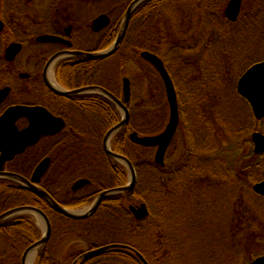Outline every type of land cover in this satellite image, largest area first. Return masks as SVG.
Wrapping results in <instances>:
<instances>
[{
    "label": "trees",
    "instance_id": "obj_1",
    "mask_svg": "<svg viewBox=\"0 0 264 264\" xmlns=\"http://www.w3.org/2000/svg\"><path fill=\"white\" fill-rule=\"evenodd\" d=\"M131 1L133 0H122L121 3L124 5H122L120 12L126 10ZM229 1L147 0L138 6L134 12L126 32L127 35L122 41L120 49L113 56L95 61L75 59L74 62L77 65L74 64L69 68H64L66 62L59 64L57 78L63 86L68 88L95 85L107 89L118 98H122L120 93H122L123 79L127 77L130 80L132 97L127 106L131 118L128 125L116 134L111 148L114 152L128 158L136 172L143 167H149L155 173L151 188L144 195L139 192V189H135L127 195H119L108 200L109 219L123 220V224L118 228L114 227V230L116 232L124 231V234H127L126 237L119 239L109 237L105 243L102 242L104 244H100V242V245L90 244L89 250L120 243L132 247L139 254L141 253L149 264H165L166 259L167 263L174 261L172 257L177 256L176 251L180 244V237L173 232L170 237L166 238V232L157 221V214H154L151 202L155 200L157 195L156 198L169 205L174 197L169 195L168 186L159 184L162 177L166 179L170 175L178 174L184 176L188 172L189 178L184 181L187 185L190 182L203 181L204 167L198 166L196 168L192 164L194 160H202L208 153L218 162L220 160L219 163L223 165L221 170H223L222 173L225 174V177H237L235 173H241V171L245 173L241 175L246 177L250 186H245L240 179L241 177L240 180L237 178L238 180L235 181L239 185L240 199L241 197L245 198V194L242 192L250 193L251 186L255 185L256 181L261 182L263 180L256 177L260 175L258 171L262 170L264 165H254L249 169L244 167L236 170L237 168L234 166L225 167L227 163L224 162V158L219 159L218 156L219 148L223 149L231 142L228 141V138L238 140L244 135L248 137L258 131L264 133L262 126L264 118L256 120L247 100L240 97L236 90L238 79L245 71L255 63L264 61V56H257L258 51L264 50V0H249L251 1L250 5L246 0L236 22H230L225 16ZM244 2L245 0L242 3ZM169 5H174L177 12L169 13L166 11V7ZM3 16L4 14H2ZM5 24V30L0 35V80H3L2 71L6 61L3 57L4 50L9 43L13 42L12 34L8 33L9 23L6 22ZM118 26H115L111 31L113 39L110 42L115 40ZM169 35L170 38H168ZM165 39L174 41L171 42V47L167 49V54L162 52V48L167 45ZM14 40L16 41V39ZM97 49L99 51L104 47ZM143 51L154 53L165 63L178 95L179 126L176 136L166 152L163 166L155 164L152 148L134 145L129 137L134 132L139 136L154 137L165 130L170 118L165 85L155 68L142 59L141 52ZM176 53L182 57L179 58L178 63L171 65L169 57ZM211 53L215 55L212 57ZM246 53H250L252 58H244L243 60L242 57ZM206 54L207 56L202 59L201 56ZM103 63L109 65L110 74L112 73L113 76L109 85L100 82L97 76L101 73ZM140 66L143 68L142 75H140V78H143V85L140 83L137 71ZM124 72H127L129 76L123 75ZM87 97L89 96L81 97L78 100V106L87 114L84 115L85 119L88 118L82 120L81 123L86 124L88 121L92 124L93 129L83 128L82 138L89 139L87 138L88 132L92 131L91 138L93 141L91 138L90 140L93 143L78 145L77 150L81 151L78 156L87 158L88 161L96 157L101 158L104 168L107 169L105 174L106 188L124 186L128 180L127 169L106 157L101 145L104 134L122 120L120 111L114 103L103 96ZM86 100L90 101L89 104L86 103ZM180 138H182L181 143ZM249 142L252 141L249 140ZM172 147H178V151L174 153L176 155L179 153V157L178 161L169 163L168 158L171 156L169 151H172ZM89 148H92V151ZM234 157L236 158L235 162L239 163L241 159L238 158V155H234ZM260 158L262 157L260 156L258 159ZM209 169L210 167H206L205 172L208 173ZM85 170L86 173L93 175L89 167ZM210 171L216 172L214 168H211ZM182 175L180 180H182ZM8 183L7 181H0V214L20 206L34 204L30 193L25 195L21 192H14L12 194L13 191H11ZM147 196L151 198H147ZM132 201L147 205L150 212L148 221L146 219L138 222L133 218L128 209V203ZM191 202L192 197L182 203L185 210L184 214L189 215L192 210ZM240 203L243 207V217H246L248 212L244 214V210H248V208H245L243 202ZM46 212L51 219L55 233L52 238L53 241L59 225H64L66 229H69V222H65L66 218L53 210L46 209ZM190 218L193 219L194 214H191ZM18 219L19 221H7L0 224V238L2 239L0 240L5 247L1 258L2 264H21L24 251L41 238V232L31 218L20 217ZM243 220L246 222L248 219ZM98 223L109 225L108 220H99L93 225ZM249 228L250 224H245L241 230L246 233ZM200 232L194 231L192 234L195 235ZM180 240L182 243L184 242L183 238ZM50 244L40 250L36 264H52L53 260H56ZM211 244L202 240V244L197 247L205 258L202 261L192 259L193 261L191 260L190 263L217 264V259L222 262L223 259L226 262L233 259L232 255L224 253L218 257ZM192 249L190 248L189 251ZM236 253L241 258V251L237 248ZM259 256L261 255L254 253L249 262L254 261ZM58 264L62 263L58 261ZM85 264H142V262L131 253L112 250ZM182 264H188V262Z\"/></svg>",
    "mask_w": 264,
    "mask_h": 264
},
{
    "label": "rangeland",
    "instance_id": "obj_2",
    "mask_svg": "<svg viewBox=\"0 0 264 264\" xmlns=\"http://www.w3.org/2000/svg\"><path fill=\"white\" fill-rule=\"evenodd\" d=\"M1 1H2L0 3L1 7L3 8V6H5L8 11V13L2 17L5 23L6 22L9 23L10 29L8 33L10 35L12 34L13 42H23L25 44V48L13 64H10L5 61V65L3 66V71H2L3 80H0V89L5 86H10L13 88V92L10 97L11 100L14 101L16 100L17 102H19L28 99L27 101L30 100L34 102L35 101L34 98L31 97L28 98L29 92L27 93L28 94L27 96L25 93L27 85L29 86V80L28 81L22 80L19 77V75L21 73H27L33 75L42 73L44 64L41 63V61L38 59L41 50H39L34 45L35 44L34 39L35 37H37V34L34 33L35 30L32 31L34 27L30 31L28 30L24 31V29H26L27 26H29L25 24L28 17L19 15V12L17 13L14 8H11L14 0H1ZM247 2L248 5H250L251 1L247 0ZM245 4H246V0L244 3H242V6L244 7ZM36 5L40 13H45L48 11L49 9L48 6H50L51 4L50 2L48 3L46 0H42V1L39 0ZM121 8L122 5L120 7L118 5V8L114 10L116 16L121 11ZM110 9H112V7H110ZM166 11H168L169 13L177 12L176 7L174 5L167 6ZM97 15L98 14H96V12L93 13V11H91L89 17L84 18L82 20L84 22H87L88 20H92L95 17H97ZM37 32H39V30H37L36 33ZM168 38H170V35ZM14 39H16V41ZM165 42H167V45L165 46V48H162V52H164V54H167L168 53L166 52L167 49L171 47V42L174 41L172 39L171 40L165 39ZM111 43L113 42H109V45ZM101 45H103V43H101ZM91 46L95 47L96 44H93ZM214 55L215 54L211 53L212 57ZM206 56L207 54L201 56V58L203 59ZM257 56H264V50L258 51ZM181 57L182 56H180L177 53L172 54L169 57V62L171 63V65H175L176 63H178L177 61ZM244 58L251 59L252 57H250V53H246L243 55L242 59L244 60ZM38 60L40 61V63L38 62ZM101 66H102L101 73L97 75L98 79L100 82L102 83L104 82L109 85V83L111 84L113 77L112 73L110 74L109 65L103 63ZM146 68L148 69V67ZM55 70L56 69L53 67L49 72L50 80L51 78L52 79L55 78ZM142 70H143L142 66H140V68L137 69L141 84L143 81V78H140V75H142ZM123 75L129 76L127 72H124ZM120 95L122 97V93H120ZM120 114L122 116L121 112ZM262 126L264 127V123L262 124ZM252 135L248 137L247 135H244L242 138H239L238 140L237 139L232 140L231 138H228V141L229 142L231 141L228 144V146H226L223 149H220L218 147L219 159H221L222 157L224 158V162L227 163L225 167L234 166L235 168H237L236 170H239L240 168H244V167L249 169L251 166L254 165L256 166L264 165V153L256 155L255 151H253L254 144L252 141ZM249 140L252 142H249ZM181 141L182 138H180V143ZM177 151H178V147H174V148L172 147V151H169L171 152L170 154L171 156L168 158L169 163L175 160L178 161L179 153H177V155L174 153ZM234 155L235 156L238 155V158L241 159L239 163L235 162L236 158L234 157ZM260 156L262 158L258 159ZM219 162L218 160H215L214 157L209 153L202 160L201 159L194 160L193 164L191 163L194 167L196 168L198 166L204 167L203 170L204 175L202 176L203 181L190 182L188 184L189 186L186 184V182H184L189 178L187 175L188 172H186L184 176L181 174L182 180H180L181 175L179 174L170 175L166 179L163 177L160 178L161 180L159 181V184L168 186L169 195H173L174 197L172 201H170L169 205H166L165 202L156 198L157 195L154 193L156 197L155 200L151 202L154 208V214H157V221L159 222V224H161L162 228H164L166 232L165 233L166 238L170 237V235H172L174 232L180 237V239L181 238L184 239L183 243L179 239L180 244L177 247L178 248V250L176 251L177 256L172 257L174 258V261H172L171 263H167V259H166L165 264H182L186 262H188V264H191L190 262L192 259L193 260L199 259L202 261L203 258L205 257L201 255V251L199 247H197L202 244V240L203 242L205 240L208 241V243H212L211 244L212 249L213 251H215L218 257L222 256L223 253L226 255L230 254L233 256V259L228 262H226L224 259L223 262L217 259L218 260L217 264H230V263L249 264L250 263L249 260L251 256L254 255V253L261 256L264 255V197L257 195L253 191V187L261 182L256 181L255 185L251 186L250 193L242 192L245 194V198L241 197L240 199L238 193L239 185L235 181L241 177L240 179L242 183L245 186H250V184L246 180V177H243L241 175L245 173L241 171V173H235L237 174V177L229 176L227 178L225 177V174L222 173L223 170H221V167H223V165L220 164ZM206 167L207 168L210 167L208 173L205 172ZM211 168H214L216 172L212 173V171H210ZM258 174L260 175L257 176L256 178L260 177V180L261 179L264 180V167L262 170L260 169V171H258ZM128 176L129 175L127 174V178ZM154 176L155 173L149 167H143L140 171H137L138 180L135 189H139V192L142 193V195H144L151 188V184L153 183L155 178ZM171 190H173L172 194H170ZM148 197L151 198L150 196H147V198ZM190 197H192V202L190 204L192 210L190 211L189 215H187V213L184 214L185 210L184 207L182 206V203L186 201V199H189ZM240 202H243L245 204V208H248V210L247 209L244 210V214L248 212L246 214L247 215L246 217H243L242 214L243 207H242V203ZM128 204H129L128 206L130 205L138 206L140 203L132 201L129 202ZM82 211L83 210H81L80 212ZM191 214H194L193 219L190 218ZM20 217L31 218L33 221H35V224H38L40 226L39 228L40 230H42V233L44 232L42 219L37 214L34 213L29 212L25 214L24 213L16 214L15 216L9 218V220L7 221L16 220ZM243 219H248V220L245 222ZM109 220H110L109 225H105V224L101 225L100 223L96 225H90L88 223L81 224V223L70 222L68 224V228L70 232L69 231L66 232V230L62 231L63 233H59L57 237L53 241H51L50 247L52 249V254L62 264H67V263L70 264V262H72L77 257L78 253L80 254L81 252L84 251L87 252V250H89L90 248V244L92 243H94V245H100V244H104L106 239L109 240V237H111V239H119L126 237L127 234H124L125 233L124 231L116 232L114 230V227L118 228L120 227V225L123 224V220L121 219L118 220L109 219ZM148 220L149 219H147L146 221ZM154 220L156 221V219ZM245 224H250V228L246 230V233H244L241 230L242 227L245 226ZM144 226L147 228L146 224H144ZM145 231L147 230L145 229ZM194 231H198V232L201 231V232L194 235L192 234V232ZM1 240H0V264H2L1 258H2V254L5 251V247L3 245V242H1ZM175 244H177V242H175ZM190 248L193 249L189 251ZM236 248L237 250L241 251L240 253L242 255L241 258L239 255H237ZM39 251L37 250L32 260L29 261L30 264H35L37 256L40 253Z\"/></svg>",
    "mask_w": 264,
    "mask_h": 264
},
{
    "label": "flooded vegetation",
    "instance_id": "obj_3",
    "mask_svg": "<svg viewBox=\"0 0 264 264\" xmlns=\"http://www.w3.org/2000/svg\"><path fill=\"white\" fill-rule=\"evenodd\" d=\"M38 1L39 0H20L19 2V0H14L12 7H11V8H14L17 13L19 12V15L28 17L25 24L29 26H27V28L24 29V31H27V30L30 31L34 27L32 31L35 30L34 33L37 34V37H35L34 39V42H35L34 45L39 50H41V53L38 59L41 61V63L44 64L42 73L35 74V75L28 74V77L26 78L21 77L22 73L19 75V77L22 80H26V81L29 80V86L27 85L25 93L27 96L28 95L27 93L29 92L28 98L29 97L34 98L35 101L32 102L30 100L27 101L28 99L27 100L25 99V101L17 102L16 100L15 101L11 100L10 97L12 95L13 88L10 86H5V87L10 88V93L7 96V98L0 104V118L9 108L14 107V106L42 107L46 109L49 113H51L54 117L62 119L64 122V125L62 129H60L59 131L55 133H47V134L41 135L35 143L28 145L22 153L15 155V157L11 161L4 163L5 165L3 167V171L7 173L19 175L22 178H25L26 180L30 181L33 176V172L35 171L37 166L44 160L49 159L48 170L41 177L40 181L37 183L38 188L43 189L45 193H48L55 202H57L60 206L64 207L67 210H70V211L83 210L84 212H87V210H90L92 208V206L94 205L96 199L99 197L100 194L104 193L108 189H114V188H106L105 173L107 169L104 168V164L102 163V160L100 157H96V158H93L91 161H88L87 158L78 156V153L81 152L77 150L78 145H86V144L93 143L91 142L92 131L88 132L87 138L89 139L85 140L82 138L83 136L82 130H84L83 128H88V129H93V128H92V124L89 123L88 121L86 124L81 123L82 120H87L88 118L86 117L85 119L84 115H87V114L83 112L84 110L82 111V108L78 106V103H79L78 100H80L79 98L81 97H86V96L91 97L96 94H85V95L71 97V98L57 95L56 93L51 91L46 85L45 80H44V69L48 61L58 53L67 52V51H81L84 53L99 52V51L108 49L110 46H112V44L115 42V40L117 39L119 35L118 33L122 26L121 23L132 1L128 5L127 9L122 12H119L117 16L115 15L114 10L118 8V5L119 6L124 5V3H121L122 0H46L48 3L50 2L51 5L48 6L49 9L45 13L39 12L38 7L36 5ZM1 2L2 1L0 0V3ZM110 7H112V9H110ZM91 11H93V13L96 12V14H98L97 17H95L92 20H88L87 22H84L82 19L88 18ZM7 13L8 11L6 7L3 6L2 8L0 4L1 19H2V14H4L5 16V14ZM102 15H106L107 17H109V23H108L109 25L108 27L103 28L99 30L98 32H96L94 31V25H93L94 21L98 19L99 16H102ZM2 21L4 22V25L6 27L5 21L3 19ZM113 25L115 26L119 25L118 31L116 33V38L113 41V43L108 45L109 42L113 39V36H111V33H112L111 31H113L115 27ZM37 30H39V32L36 33ZM42 35H50V36L61 38L62 40H65L67 43H70L71 45H68L62 42H58V44L37 42V38ZM16 43L22 44V50H21V53H22V51L25 48V44L23 42H16ZM101 43H103V45H101ZM93 44H96V46L95 47L91 46ZM99 47H104V49H101L98 51L97 48ZM75 59L82 60V59L71 57V56L69 57L64 56L62 59L58 60V62L54 65V68L56 69L55 78L53 79L51 78V80L49 79V81L53 85L54 84L58 85L59 88H62L64 90L79 89V88H68L67 86H63L58 80L59 78H57V69L59 67V64L62 62H66L64 65V68H69L71 66H74V64L77 65V63L74 62ZM39 60L38 62L40 63ZM14 62L10 64H13ZM92 86H95V85H92ZM86 87H89V86H86ZM80 88H83V87H80ZM177 101H178V95H177ZM89 102L90 101L86 100V103L89 104ZM151 119L152 118L150 116V120ZM15 126L17 127V130L21 132L30 126V120L27 117H21L16 120ZM116 134L111 140L110 145H112V142L114 141ZM104 136L102 137L103 138L102 143H101L102 148H103ZM152 149L154 150V156H155L157 147L152 148ZM89 150L92 151V148H89ZM102 150L105 154L104 148ZM87 167L90 168L91 173L93 175L86 173L85 169ZM79 168H80V171H79ZM0 181L9 182L8 184L10 185V188L12 189L11 191H13L11 192L12 194H14V192H21L25 195L29 193L32 195L33 197L32 202L35 205L33 204V205H26V206L36 207L40 209L41 211H43L44 213H46L51 223L52 232L50 233L51 237L45 246L51 243L53 235L55 233L53 231V225H52L50 217L48 216L46 212V209L53 210L55 211V213H58V211L55 210L45 198L29 190L27 187L24 186V184L22 185V183H19L12 179L9 180V179L0 178ZM79 181H85V183L81 187H78L77 184ZM117 187H122V186H117ZM117 196H119V194H117ZM117 196H110L107 198L105 197L103 201L100 203V205L98 206L97 211H95V213H93L91 216L83 220L76 221V220L65 217L61 213H58V214L66 218L65 222L67 223L68 222L69 223L70 222H74V223L83 222L85 224L88 223L90 225H93L94 223L99 222V220H103V221L108 220L110 223L108 200L113 197H117ZM20 207H23V206H20ZM17 220L19 221V219L10 220V221H17ZM5 222H7V220ZM35 225L40 230L39 228L40 226L38 224H35ZM65 230L66 232L69 231V229H66L64 225H59V228L56 231V233L58 235L59 233H63L62 231H65ZM40 232H41V238H42L44 232L42 233V230H40ZM83 253H86V251L81 252L80 254L78 253L77 257L70 264H73L74 261ZM21 264H22V258H21ZM35 264H36V261H35ZM52 264H58V260L57 259L53 260Z\"/></svg>",
    "mask_w": 264,
    "mask_h": 264
},
{
    "label": "water",
    "instance_id": "obj_4",
    "mask_svg": "<svg viewBox=\"0 0 264 264\" xmlns=\"http://www.w3.org/2000/svg\"><path fill=\"white\" fill-rule=\"evenodd\" d=\"M147 0H133L129 5L126 14L122 21V26L119 30V35L115 42L108 49L99 51V52H81V51H67L58 53L53 56L45 66L44 69V80L48 88L56 93L57 95L71 98L77 97L85 94H96L99 96H103L107 98L111 103H114L122 113V121L117 125L113 126L111 130H109L105 136L103 141V148L105 154L108 158L119 162L128 170V183L126 186L116 187L114 189H108L104 193L100 194L96 199L94 205L87 212L80 211H70L60 206L57 202H55L48 193H45L43 189L38 188L37 183L40 181L41 177L47 172L49 167V159L41 162L35 171L33 172V176L31 180H26L19 175L7 173L3 171L4 163L11 161L15 155L20 154L24 151V149L33 143H35L39 137L43 134L47 133H55L62 129L64 122L62 119L54 117L51 113H49L46 109L42 107H30V106H14L9 108L3 116L0 118V178L3 179H12L19 183L24 184L29 190L34 193L45 198L48 203L52 205V207L61 213L67 218L73 220H83L87 217L91 216L95 211H97L98 206L103 201V199L110 196H117V194L127 195V193L135 190L137 185V172L135 167H133L131 161L124 157L121 154L114 153L112 148H110V142L113 139L114 135L125 128L130 121V113L128 106L126 104L130 103L131 100V85L130 80L128 78H124L123 85V98L119 99L117 96L109 93L103 87L97 86H89L83 87L75 90H64L59 88L58 85H53L49 81V71L54 67V65L58 62V60L62 59L64 56H71L79 59H88V60H100L103 58H110L120 49L121 43L126 36V32L129 28V22L131 17L134 14V11ZM242 2L243 0H230L228 5L226 6L225 16L229 19L230 22H236L239 18V15L242 11ZM109 17L106 15L99 16L98 19L94 21V31L98 32L99 30L108 27ZM5 25L0 17V35L3 33ZM37 42L39 43H57L62 42L68 45L65 40L61 38L50 36V35H42L37 38ZM22 44L20 43H11L5 50L4 58L7 62L12 63L16 60L18 55L21 53ZM141 57L144 61L151 64L157 73H159L162 82L165 85V94H167V101L170 107V119L168 125L165 130L153 136H139L136 132L130 134L131 142L135 145L148 147V148H156V158L155 164L158 166H163L165 163L166 152L170 147L172 140L176 135V130L179 126V103L177 101V93L175 84L172 82L170 73H168L165 63L154 53H149L146 51L141 52ZM21 77L26 78L28 74L22 73ZM238 83L236 86V90L240 97L244 100H247L251 110L253 111L254 117L256 120H262L264 118V61L255 63V65L248 68L247 71L238 79ZM10 93V88L5 87L0 90V104L7 98ZM21 117H27L30 120V126L23 130L18 131L15 126L16 120ZM45 121V122H44ZM51 127V128H50ZM252 141L254 144L253 151H255L256 155L264 153V134L260 131L254 133L252 135ZM85 181H79L77 186L81 187ZM253 191L259 195L264 197V180L261 183L256 184L253 187ZM129 210L133 215L134 219L137 221L146 220L149 217V208L145 203L139 204L138 206L130 205ZM34 213L37 214L42 219V224L44 226V234L42 238L32 244L25 251L22 257V264H30V258L32 255L36 253V251L43 248L51 237L52 227L50 220L48 219L46 213L41 211L40 209L32 206H23L14 208L9 210L2 215H0V224L5 223L6 220L20 213ZM125 251L135 255V257L142 262V264H149L147 260L143 257V255L138 253V251L134 250L132 247H128L123 244H109L105 246H101L92 250L87 251L80 255L73 264H85L109 251ZM249 264H264V257H258L254 259V261Z\"/></svg>",
    "mask_w": 264,
    "mask_h": 264
},
{
    "label": "bare ground",
    "instance_id": "obj_5",
    "mask_svg": "<svg viewBox=\"0 0 264 264\" xmlns=\"http://www.w3.org/2000/svg\"><path fill=\"white\" fill-rule=\"evenodd\" d=\"M33 257H34V255L31 256L30 261L32 260Z\"/></svg>",
    "mask_w": 264,
    "mask_h": 264
}]
</instances>
